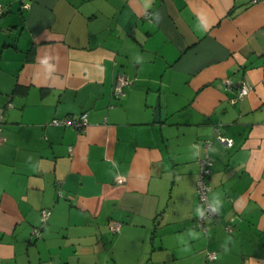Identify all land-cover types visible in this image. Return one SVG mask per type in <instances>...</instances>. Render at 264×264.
I'll return each instance as SVG.
<instances>
[{
    "label": "crops",
    "instance_id": "1",
    "mask_svg": "<svg viewBox=\"0 0 264 264\" xmlns=\"http://www.w3.org/2000/svg\"><path fill=\"white\" fill-rule=\"evenodd\" d=\"M0 4V264H264V0Z\"/></svg>",
    "mask_w": 264,
    "mask_h": 264
},
{
    "label": "built area",
    "instance_id": "2",
    "mask_svg": "<svg viewBox=\"0 0 264 264\" xmlns=\"http://www.w3.org/2000/svg\"><path fill=\"white\" fill-rule=\"evenodd\" d=\"M5 10L4 7H2V5L0 4V14ZM127 83V80L124 76H122L121 74H119L117 76L116 82L114 84V88H113V94L116 96H120L123 94V86ZM223 83L227 86L230 87L232 81L230 79H224ZM248 92V86L243 84L242 86H240V88L238 89L237 94L234 97L229 98V102L234 104L238 99L242 98L243 95H245ZM87 122V117H86V113H82L79 117L77 118H54L51 123L53 124H66V125H70V126H74L75 128L81 130L84 128V126L86 125ZM3 129V112H0V132ZM0 140H1V135H0ZM217 140L223 144V145H229L231 146L233 144V140L225 135L219 134L217 136ZM210 145V141H206L205 142V146L209 147ZM211 172V159L209 157V154H206L200 161V166H199V170H198V174H197V179H196V183H195V192H196V196L197 199L199 201L200 204V208L203 210L204 212V216L200 217L199 215H197V220L199 222V224H201L207 217L213 218L215 220H219L220 219V213H213L211 208L209 207L210 203H212L210 201L209 198V190L210 187L207 183V178L209 176ZM117 182H121L122 179L120 177H118L116 179ZM51 214V210L44 208L41 211V224L45 225L48 221V218L50 217ZM121 227V222L116 221V220H111L109 222V229L112 232H117L119 231ZM39 230V229H37ZM37 230L35 229L36 233ZM208 257L210 259H214L216 257L215 253H209Z\"/></svg>",
    "mask_w": 264,
    "mask_h": 264
},
{
    "label": "clouds",
    "instance_id": "3",
    "mask_svg": "<svg viewBox=\"0 0 264 264\" xmlns=\"http://www.w3.org/2000/svg\"><path fill=\"white\" fill-rule=\"evenodd\" d=\"M157 15H159V14H157ZM209 207L211 208V210H212L213 213H218L219 210H220V201L219 200H216L214 203H210ZM197 214L200 217H203L204 216V212H203L202 209H198Z\"/></svg>",
    "mask_w": 264,
    "mask_h": 264
},
{
    "label": "water",
    "instance_id": "4",
    "mask_svg": "<svg viewBox=\"0 0 264 264\" xmlns=\"http://www.w3.org/2000/svg\"><path fill=\"white\" fill-rule=\"evenodd\" d=\"M157 118H158V109H157V104H156L154 119H157Z\"/></svg>",
    "mask_w": 264,
    "mask_h": 264
},
{
    "label": "trees",
    "instance_id": "5",
    "mask_svg": "<svg viewBox=\"0 0 264 264\" xmlns=\"http://www.w3.org/2000/svg\"><path fill=\"white\" fill-rule=\"evenodd\" d=\"M4 116V115H3Z\"/></svg>",
    "mask_w": 264,
    "mask_h": 264
}]
</instances>
